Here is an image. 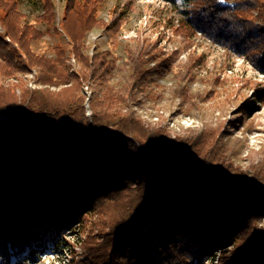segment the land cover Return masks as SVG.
I'll return each instance as SVG.
<instances>
[{"label":"trees","instance_id":"trees-1","mask_svg":"<svg viewBox=\"0 0 264 264\" xmlns=\"http://www.w3.org/2000/svg\"><path fill=\"white\" fill-rule=\"evenodd\" d=\"M37 1L28 22L21 0H0V263L70 247L66 264H264V140L249 151L259 155L251 175L224 163L238 142L231 125L247 111L176 137L172 159L151 145L165 131L135 109L157 57L139 53L116 89L117 58L88 53L94 29L117 44L123 12L114 7L105 22V0H64L56 21L54 1ZM180 9L171 32L200 34L264 76V0H181ZM45 34L65 42L39 53ZM75 231L76 244L67 239Z\"/></svg>","mask_w":264,"mask_h":264},{"label":"rangeland","instance_id":"rangeland-1","mask_svg":"<svg viewBox=\"0 0 264 264\" xmlns=\"http://www.w3.org/2000/svg\"><path fill=\"white\" fill-rule=\"evenodd\" d=\"M53 1L57 21L62 15L64 0ZM114 7L123 12V28L117 35V44L111 45L108 32L98 28L87 35V50L89 54L109 51L117 58L112 77L116 89L128 84L139 53H148V59L157 57L147 64L154 72L139 94L141 103L135 107L150 129L165 131L152 138L151 145L179 160L180 153L174 144L176 137L193 138L190 130L196 133L210 130L220 119L231 120L243 109L247 113L243 118L238 117L229 131L231 138L238 140L234 141L235 151L226 154L224 163L239 178L257 170L259 155L249 151H258L264 140V76L246 58L212 44L200 34L186 40L171 32L169 24L175 27L184 18L181 0H105L101 7L105 22H110L109 13ZM20 11L28 22H33L41 12V5L37 0H21ZM57 42H65L64 36L55 38L45 34L34 44V49L49 55ZM163 61L170 62L168 68L161 65ZM33 77L34 73L27 78ZM85 91L84 105L90 114L89 91L87 88ZM137 170L135 166L131 174L135 175ZM67 239L78 243V231L69 233ZM70 251V247L53 248L41 255L32 254L31 264H66Z\"/></svg>","mask_w":264,"mask_h":264},{"label":"built area","instance_id":"built-area-1","mask_svg":"<svg viewBox=\"0 0 264 264\" xmlns=\"http://www.w3.org/2000/svg\"><path fill=\"white\" fill-rule=\"evenodd\" d=\"M86 88V87H85Z\"/></svg>","mask_w":264,"mask_h":264}]
</instances>
